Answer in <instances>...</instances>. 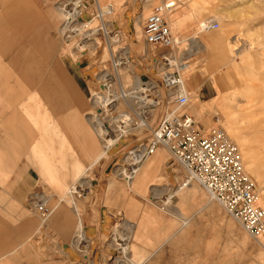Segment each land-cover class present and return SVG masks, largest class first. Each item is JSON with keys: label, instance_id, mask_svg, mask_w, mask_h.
I'll use <instances>...</instances> for the list:
<instances>
[{"label": "rangeland", "instance_id": "rangeland-1", "mask_svg": "<svg viewBox=\"0 0 264 264\" xmlns=\"http://www.w3.org/2000/svg\"><path fill=\"white\" fill-rule=\"evenodd\" d=\"M97 2L103 17L100 19L95 5L89 7L83 15L94 22L67 39L64 35L67 33L61 32L67 18H59L57 12V7L62 5L60 0H0V89L4 91L0 100H5L6 120L17 116L16 122H7L10 174L0 176V218L7 216V223L12 225L17 264H125L128 261L135 264H264V239H253L220 204L210 201L208 193L197 183L186 184L183 168L179 167L182 170L179 177L165 174L167 162L171 161L166 149H159L140 165L162 153L161 162L154 169L162 179L150 178L148 185L154 183L150 188L158 190L173 188L177 195L170 204L161 203L169 195L154 197L150 189H145L139 197L127 186L128 177L120 171L122 167L128 168L124 160L130 152L147 145L157 124L176 109L170 104L168 90L163 85L162 77L167 71L159 74L155 70V60L171 53L148 47L143 41L142 25L162 3H177L172 14L187 13L194 20L192 26L188 24L182 30L177 25L173 28L175 37L182 41L175 51L176 63H187L191 73L188 79L183 75L190 99L181 111L195 118L204 133L221 126L237 144L245 171L257 190V204L264 208V65L257 61V45L250 44V38L257 33L264 43V0ZM33 6L36 10L30 13ZM210 19L219 24L218 30L203 32L200 28ZM102 26L108 35L99 30ZM111 26L121 37L109 30ZM195 38L204 48L199 49ZM91 41L101 45L92 51L85 45ZM128 49L131 66L125 70L119 63L124 62ZM185 68L180 70L181 75L187 71ZM135 69L140 71L139 75ZM176 71L177 68L168 69L170 73ZM104 75L115 81L109 85L116 91L113 96L109 97L110 89L103 87L107 85L102 79ZM137 76L143 84L152 81L160 89V105L145 108L144 115L140 116L135 100L127 102L121 97L122 92H134ZM245 85L252 87L243 88ZM205 88L210 91L209 98L203 97ZM48 90L58 98L69 95L63 107L60 102L54 103L58 117L74 114L69 108L76 107L79 118L76 121L65 118L56 123L50 119L27 120L24 108L28 113L36 111L32 96L45 107ZM222 90L239 96L235 98L238 107L221 102ZM101 95L116 101L112 117L128 125L123 126L121 131L126 133L121 137L114 120L102 118L104 130L110 133L108 142L104 137L97 138L94 132L89 142L102 150L103 140L105 149L111 148L90 168L94 152L84 145L83 129L90 127L86 118L92 115L101 118L104 114L102 107L96 106ZM228 109L241 112L229 113ZM123 115L128 117L120 118ZM216 116L220 120L218 124ZM53 117L56 120V115ZM142 121L146 127H141ZM14 131L24 133L14 137L10 135ZM15 138L23 141L15 143ZM83 181L93 182L94 186L72 194L73 188L79 189ZM71 200L78 212L73 210ZM37 205H44L49 213L44 215ZM79 215L87 235L91 223L99 229L97 235H88L93 247L100 246L98 252H88L89 263L73 260L70 251H65L72 245ZM43 220L47 221L42 229L32 236L31 228ZM102 222L108 227L105 231ZM125 224L136 227L133 237L125 232L132 237L127 256L112 244L114 228L125 229ZM85 252L84 248L80 255L84 256Z\"/></svg>", "mask_w": 264, "mask_h": 264}, {"label": "built area", "instance_id": "built-area-1", "mask_svg": "<svg viewBox=\"0 0 264 264\" xmlns=\"http://www.w3.org/2000/svg\"><path fill=\"white\" fill-rule=\"evenodd\" d=\"M60 1L70 12L67 17L71 18L72 24H85L81 17L87 9L85 0ZM176 6L177 3H162L142 25L143 41L148 47L152 50L162 48L171 53L170 56H160L155 63L158 61L159 66L161 62L167 68H177V71L170 73L166 69L162 77L170 104L176 109L153 129L149 143L140 147L145 150L141 161L161 148L166 149L172 165L184 169L188 182L197 183L245 232L261 241L264 239V208L257 204V190L245 171L237 145L221 126L204 133L195 118L181 111L189 104L180 74L187 63H176L175 51L182 41L175 37L167 18ZM218 28L219 24L214 20L208 21L204 27L207 31ZM215 119L218 124V116ZM36 208L44 215L49 213L44 205H37ZM262 243L264 246V241Z\"/></svg>", "mask_w": 264, "mask_h": 264}, {"label": "crops", "instance_id": "crops-1", "mask_svg": "<svg viewBox=\"0 0 264 264\" xmlns=\"http://www.w3.org/2000/svg\"><path fill=\"white\" fill-rule=\"evenodd\" d=\"M94 5L96 6V8L98 10V16L101 19L103 16L101 14V9H100V6L98 5L97 0H96V4H94ZM35 10H36V6L30 7V13L33 12V11L35 12ZM62 11H63L62 5L58 6L57 7V12H58L59 18L60 17L61 18L64 17V11L63 12ZM172 13L173 12H170L169 15L167 16V18L170 20L169 25H170V28H171L172 31H174L173 28H174L175 25H177L179 27V30H182L186 26H188V24H189V26H192L194 24V20H193L192 15L187 14V13H183V15L178 14V15L174 16ZM33 17H34V15H33ZM28 18H29V16H28ZM199 21H200V18H199ZM92 22H94V21H92ZM64 25L62 26V29H61V32L63 34H64V30H63ZM109 30L111 32H113L114 34H118L121 37L120 32L116 31V28L111 26V29H109ZM240 34H241V32H240ZM64 35H65V37L67 39L72 38L71 36L67 37L66 34H64ZM93 42H96V41H93ZM251 43H254V44L257 45V51H256V58L258 57L257 61H259V63H262L264 65V43L262 41V36L259 33H257L255 37L250 38V44ZM113 44H114V42L112 43V45ZM200 44H202V43L200 42ZM100 45H101V43L98 42V46H97V43H96L95 48L96 47L98 48ZM108 46H109V48H111V44H108ZM202 46H203V44H202ZM243 55H244V52H242L241 56H243ZM189 69H190V66L187 69V71H185V73L183 74L184 76H186V79H188L189 74H191V73H189ZM227 76L228 75L226 73L225 74V78H226L225 81H227V83H228L229 79L227 78ZM117 78H119L118 74H116V79ZM136 79L140 80V78L138 76L135 78V84H136V81H137ZM142 86L144 87L143 83H142ZM226 86L229 88L230 84L229 85L227 84ZM247 87L251 88L252 86L245 85L243 88H247ZM121 88H122V86H121ZM229 91L230 90H227V92L225 93L222 90L221 99H220L221 102H227L228 104L232 103V104L235 105V107H238V104H236L235 98L237 97V99H239V96H235V94H230ZM46 93H48V97L45 98L46 101H47V106H45V107H42L40 105V101H37V99L34 98V96H32L31 100L36 102V104L34 106V108H36V111H33L32 113H28L26 108H24V110H25L24 116H25V118L27 120L31 121L32 119H37V120L41 119L44 122H46V121H48L50 119V122L52 120V122L56 123V122H60V120H62V119L65 120V118L66 119L68 118V120H72V121H76L79 118V114L77 112L78 109H76V107L69 108V109H71V111L73 110L74 114H67L63 118L58 117L56 112H55V108H53V105H54L55 102H60L62 104L65 101L67 103V101H68L67 99H69V95L67 96V93L64 94V96L61 95L60 98H58V95L54 94V92L51 91V90H48V92H46ZM202 94H203V97H205V98H209L211 96L209 89H206V88L202 90ZM2 96L4 97V91H2L0 89V97H2ZM189 99H190V95H189ZM4 105H5V100H3V98H2V100H0V161H1V163H0V176L9 175L10 174L9 165H8L9 148H8L7 122L12 123V122H16V120H17V116H14V117L11 116L10 118H8V120H6V116H5V110L6 109H5ZM49 106L51 107V109L49 108L50 112L48 111V108H47ZM62 107H63V104H62ZM143 109H145V108H143ZM193 110L197 111V108L194 107ZM228 110H229V113H240L241 112V110H237V109H235L234 111H231L230 109H228ZM138 114L140 115L139 112H138ZM54 115H56V120H53L54 119V117H53ZM120 118H121V116H120ZM114 119H118V118L114 117ZM20 120L23 122L22 119H20ZM98 120H102V122L105 121L104 119H102V117L101 118L100 117L96 118L93 115L90 118H86V121H87V123H88V125L90 127L85 126V129H83L84 132H85V134H84L85 136L83 137L84 145L91 152H94V153H92L93 154V161H92V164H91L90 168H93L94 166H96L99 163L100 159L105 157V155H106L105 154L106 153L105 150L107 148L105 149V146H103V145H105L104 143L102 144L103 140L101 142L102 150H100V148L97 147V146L94 148L93 143L89 142V137L92 136L93 132H94V134H95V136L97 138H99V139L101 138L102 139V133L98 129V126H97V121ZM120 122H121V120H120ZM141 125L143 126L144 123H142ZM103 128L105 129L104 125H103ZM106 131H107V134H108L109 131L108 130H106ZM23 133L24 132H22V131H17V132L14 131V132L10 133V135H12L14 137H17L19 134L23 135ZM60 133L61 132L56 131V134H60ZM109 135H110V133H109ZM21 141H23V140L22 139H17L16 140V138L14 140L15 143L21 142ZM52 150H53V148H52ZM162 156H163L162 153H158L151 160L147 161L146 164L137 165V167H136L137 171L135 172V174L133 173L134 174L133 175L134 181L132 183L133 185L128 186V184L126 183L127 186L130 189H132L139 197H142V192H144L145 189H147V190L150 189L151 192L156 189V188L155 189L154 188L153 189L150 188L151 186H155L154 183H151V185H148V183L150 181V178H153V181H161V179H162L161 175L157 174V172L154 169H155L156 165L159 164V162H161ZM167 163H168V167L165 169V174L169 175V177H171L173 175V172H175L174 176L176 175L178 177L182 174V170L180 168L178 169L176 167H175L176 169H174V167H173L172 168L173 171L171 172L170 162L168 161ZM126 165H128L127 169H125L124 167H122L120 169L122 175H125V173L128 174L127 172L131 171V169H132V166L129 163L126 162ZM82 169L80 168V170H82ZM123 169L125 170V172H123ZM104 174H105V171H104ZM74 184H76V183H73V185ZM83 184H86V188L83 191H86L88 186H91V185L94 186L93 182L92 183L91 182L88 183L87 181H83V182L80 183V186H83ZM169 189H170V187L164 188V190H158V189H156V190L159 191V192L162 191V193L164 192V193H166V195H169L171 193ZM72 191H71V193L73 194L74 192H72ZM64 195H65L64 199L67 200L68 196L66 197V193ZM153 195H154V193H153ZM69 202L71 203V205H73L72 206L73 210L75 212H78L77 211L78 208L75 205L74 200H71ZM56 208H55V211L57 210ZM57 214H56V216H57ZM50 216H51V214L48 217H50ZM45 221H47V220H43L40 223L36 222L35 226L33 228H31L32 229L31 230L32 236H34V234H36L37 232H39L42 229L43 225L45 224ZM79 221H81L82 226L84 227L83 219H82V216H80V215H79V218H78V222ZM102 226L104 227V231L108 228L107 226L105 227V225H103V222H102ZM129 229L130 228H127V227H125V229H123L122 227L114 228V237H113L112 240H114L115 238L116 239L119 238V235H120L121 232L125 233V232L128 231V232H130L132 234V233H134L136 231V227H134V229L131 228V230H129ZM0 230L2 232V235L0 236V264H17V261L15 260V245H14L13 229H12V225L11 224L9 225V223H7V216H5V218H3V220L0 218ZM98 230H99L98 227H94V224L91 223L90 228H88V235H97L98 234ZM83 231H84V235H85V237H84V243L85 244H83V246H81V247H78L76 245V243L78 241V236H77L78 235V227H77L76 234L72 238V245H70L68 248L66 247L65 251L67 253H68V251H70L71 257L74 258L73 260H76V258H77V259L80 260V262L83 261V262L89 263L90 255H89L88 252H90V251L92 253H95L96 251L98 252L99 251L98 247H100V246L93 247L92 243H90L88 235L85 233V227H84ZM115 232H117V233H115ZM132 237H133V235H132ZM84 248H85V251H86L85 253L86 254L84 256H81L80 254L84 253Z\"/></svg>", "mask_w": 264, "mask_h": 264}, {"label": "bare ground", "instance_id": "bare-ground-1", "mask_svg": "<svg viewBox=\"0 0 264 264\" xmlns=\"http://www.w3.org/2000/svg\"><path fill=\"white\" fill-rule=\"evenodd\" d=\"M86 2V7H87V9L89 8V7H91V6H94V4H96V1L94 0L93 2H92V0H85ZM62 8H63V11H64V17H66L68 20H67V22L65 23V25H64V28H63V30H64V32H66L67 33V36H71L72 37V34H73V32H75L77 29V31H79V30H81L82 28H88L91 24V22L93 21V20H90V19H86V17L84 16V15H82L81 17H82V19L84 20V22H85V24L84 25H82V24H78V25H74V24H72V20H71V18H69V17H67V13H70L68 10H67V8H66V6H64L63 4H62ZM60 9V8H59ZM62 10V9H61ZM62 11V12H63ZM168 15H169V13H168ZM210 20H212V19H210ZM210 20H208V21H210ZM208 21L207 22H205V23H203V25H202V27L200 28L201 30H203V32H207V30H205L204 29V27H205V25L208 23ZM90 24V25H89ZM99 30H102L103 32H105V27L104 26H102V27H100V29ZM200 30V31H201ZM199 31V30H198ZM199 31V32H200ZM95 32H97V31H95ZM95 32H93V33H95ZM106 33V32H105ZM108 35V34H107ZM87 39V38H86ZM88 41H90V39L88 38L87 39ZM108 43H109V40H108ZM195 43H196V45L199 47V49H202V48H204V46H202V44H200V42H198L197 40H196V38H195ZM110 44V43H109ZM86 46H90V48L92 49V51H94L95 50V46H96V42H93V41H91V43L89 44V43H86L85 44ZM129 56H130V50L128 49V51L126 52V55H125V57L122 59V60H124V62H122V63H119L120 64V66L121 67H123L125 70H128L129 68H130V66H131V64L129 63ZM158 62V61H157ZM156 62V63H157ZM119 66V65H118ZM189 68V66H187L186 68H185V70H187ZM166 69H169V68H167V67H165V65H163L161 62H159V66H158V64H157V66H155V70L156 71H158V73L160 74L161 73V71H165ZM135 71H136V73H137V75H139L140 74V71L137 69H135ZM119 76V75H118ZM103 81H105L106 83H107V85H104L103 87L104 88H107V89H110V87H109V85H111L113 82H115L114 80L112 81V79H111V77L110 76H108V75H104L103 76ZM181 79H182V83H183V88H184V91H185V94L188 96V98H189V95L187 94V92H186V85H185V81H184V79H183V74L181 75ZM142 80H137L136 81V84H135V89H134V92H122V94H121V97H123V99H125L127 102L129 101V100H132V99H134L135 100V104H136V106H137V108L140 110V115H144V113L145 112H142V110H145V109H143V108H150V107H158L159 105H160V101H159V99H160V89H159V87H158V85L156 84V83H154V82H148V83H145L144 84V87L142 86ZM112 87H114L113 85H112ZM111 87V88H112ZM145 88V89H144ZM110 91V95H109V97L110 96H113L114 95V93H113V91H114V89L113 90H109ZM114 92H116V91H114ZM103 95H101V96H98V100H97V102H96V106H98V107H102V109L104 110V114L101 116L102 118H108V119H113V117H112V111H113V109H114V105H116L115 104V102L116 101H112V100H110V98L108 97H102ZM156 97H157V99H156ZM142 109V110H141ZM172 113H174V112H172ZM139 115V116H140ZM172 114H170V115H168V116H171ZM124 116V118L125 117H128L127 115H123ZM123 116H121V118L122 119H124L123 118ZM117 118V117H116ZM114 120V122H115V124H114V127L115 128H117V129H120V130H118V131H120L121 132V137H123L124 135H125V133H126V131H121V130H123L122 128H123V126H127L128 124H125L124 122H120V120H118V119H113ZM143 122V121H142ZM144 123V122H143ZM97 126H98V129L101 131V133H102V137H104L105 139V141L106 142H108V139H109V133H108V135H107V131L106 130H104V128H103V122H102V120H98L97 121ZM141 127H146V125H145V123H144V125L142 126L141 125ZM114 143H115V141H114ZM114 143L112 144V145H114ZM236 144V143H235ZM237 145V144H236ZM238 147V146H237ZM111 148V147H110ZM110 148L109 149H107V151H109L110 150ZM243 150V152H244V155L247 153V149L245 148V146L242 148ZM238 150H239V148H238ZM144 152H145V150H141V149H137L136 151H131L130 152V154L128 155V157L124 160L125 161V163L127 162V163H129L131 166H132V169H131V171H132V173L130 174L129 172H131V171H129L128 172V174H126L125 173V177H128V178H126V183L128 184V186H131V185H133L132 183H133V181H134V177H133V175L135 174V172L137 171V168H134V170H133V167L135 166V167H137L136 165L138 164V165H140V163L142 162L141 160H142V157H143V155H144ZM168 152V151H167ZM239 154H240V152H239ZM241 157V156H240ZM170 164H171V168L172 167H176V168H179V167H181V166H179V167H177L176 165H172V162L170 161ZM182 168V167H181ZM184 170V169H183ZM123 172H125V170L123 169ZM134 173V174H133ZM175 174V172H173V175ZM185 175H186V173H185ZM194 184V183H190V182H188L187 181V179H186V184ZM86 188V184H83V186H81L79 189H75V188H73L74 190L72 191V192H74V193H80V192H82L84 189ZM155 189V188H154ZM170 190V194H169V196H168V200H165L164 202H161L162 204H164V203H168V204H170L171 203V199L173 198V197H175L176 195H177V192L173 189V188H170L169 189ZM153 193H154V197H160V196H162L161 194H164V192L162 193V191L161 192H159V191H157L156 189L155 190H153L152 191ZM179 192V191H178ZM170 196H172V197H170ZM164 197H165V195H164ZM203 197V196H202ZM156 199V198H155ZM210 201H214V200H212L211 199V197H210ZM257 203H258V200H257ZM109 215V214H108ZM105 225V227L107 226L106 224H104ZM125 227H127V228H130L129 230H131V228L132 229H134V227L135 226H131V225H128V224H125L124 225ZM77 227H78V241H77V243H76V245L78 246V247H81V246H83V244H85L84 243V237H85V235H84V227L82 226V223H81V221H79L78 222V225H77ZM115 233H117V232H115ZM132 235V234H131ZM77 238V237H76ZM131 238L132 237H130V236H127V234H125V233H120V235H119V238H115L113 241H112V243H113V245L115 246V247H118V249H119V251L124 255V256H127L128 255V253H129V248H128V246H129V244H130V240H131ZM76 241V240H75ZM124 242V243H123ZM74 244V243H73ZM77 248V247H76ZM86 254V253H85ZM125 264H135L134 262L133 263H131V262H124Z\"/></svg>", "mask_w": 264, "mask_h": 264}]
</instances>
